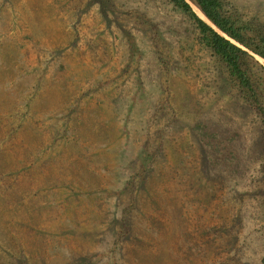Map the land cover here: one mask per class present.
Masks as SVG:
<instances>
[{"label": "rangeland", "instance_id": "1", "mask_svg": "<svg viewBox=\"0 0 264 264\" xmlns=\"http://www.w3.org/2000/svg\"><path fill=\"white\" fill-rule=\"evenodd\" d=\"M184 28L161 0H0V264H264L259 117Z\"/></svg>", "mask_w": 264, "mask_h": 264}, {"label": "trees", "instance_id": "2", "mask_svg": "<svg viewBox=\"0 0 264 264\" xmlns=\"http://www.w3.org/2000/svg\"><path fill=\"white\" fill-rule=\"evenodd\" d=\"M161 1L181 14L185 35L178 42L183 47L196 44L209 53L217 62L219 76L231 84L247 108L259 117L264 136V66L255 58L257 55L264 59V23L255 17L245 19L226 0Z\"/></svg>", "mask_w": 264, "mask_h": 264}, {"label": "water", "instance_id": "3", "mask_svg": "<svg viewBox=\"0 0 264 264\" xmlns=\"http://www.w3.org/2000/svg\"><path fill=\"white\" fill-rule=\"evenodd\" d=\"M199 15L206 21H208V19L199 11ZM216 28V27H215Z\"/></svg>", "mask_w": 264, "mask_h": 264}]
</instances>
